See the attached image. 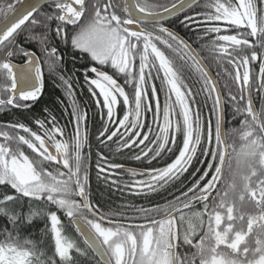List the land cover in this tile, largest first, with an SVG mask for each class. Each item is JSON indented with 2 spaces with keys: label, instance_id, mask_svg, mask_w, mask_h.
Wrapping results in <instances>:
<instances>
[{
  "label": "snow or ice",
  "instance_id": "obj_1",
  "mask_svg": "<svg viewBox=\"0 0 264 264\" xmlns=\"http://www.w3.org/2000/svg\"><path fill=\"white\" fill-rule=\"evenodd\" d=\"M49 3L51 11L39 13V19L34 15L38 0L0 3V93L8 94L0 96V110L30 109L43 87L42 64L58 75L71 102L64 126L51 114L34 119L35 130L21 121L0 125L14 133L0 131V187L5 190L0 216L10 225L0 229V264H73L72 250L85 256L86 250L65 235L58 212L99 257L97 264H264V0H209L205 8L214 11L180 21L185 27L204 25L200 39L215 34L204 47L235 70L227 74L236 91L227 83L222 90L199 52L164 24L191 9L193 0ZM26 22L41 29H30L27 39L40 44L43 61L17 42ZM53 32L88 57L84 81L99 109L98 145L115 144L116 153L134 151L132 159L150 165L164 161L159 167L125 169L97 152L98 179L147 196L180 183L194 160L206 165L192 174L190 187L164 205L127 206L140 223L126 222L119 212L103 213L91 200L90 152L83 153L90 148L89 115L76 101L71 78L57 73L62 57L57 46H50ZM14 57L23 63H14ZM190 74L198 77L191 83ZM225 100L244 117L239 129L225 131ZM208 101L211 119L203 115ZM229 134H238L239 147L228 142ZM121 172L132 179L125 181ZM32 202L51 207L45 211ZM40 216L46 220L42 231L51 240L50 256L43 241L24 235Z\"/></svg>",
  "mask_w": 264,
  "mask_h": 264
},
{
  "label": "trees",
  "instance_id": "obj_2",
  "mask_svg": "<svg viewBox=\"0 0 264 264\" xmlns=\"http://www.w3.org/2000/svg\"><path fill=\"white\" fill-rule=\"evenodd\" d=\"M2 1V0H0ZM13 0H9L8 3H11ZM15 2V1H14ZM13 2V3H14ZM161 2H167V0H161ZM209 3V0H202L199 4H197L192 10L181 15L178 18L168 22L166 27L170 28L172 31L176 32L181 38H183L186 42H188L193 49L199 52L200 56L204 59V65L211 74L214 76L215 80L218 82V86L224 90L225 83L229 84L232 87L233 91H236V86L228 76L227 72H232L234 75V69L231 68L230 65L227 64V60L224 57L219 56L218 53L211 52L208 48L204 47L210 43V40L215 37V34H210L206 39H200L199 37L203 36V27L204 25L194 24L188 27H185L183 24L180 23L184 19V16H193L199 12H206V11H214L213 9L205 8V5ZM52 9L51 7H46L45 10ZM43 11V10H42ZM46 12V11H45ZM43 12V13H45ZM50 12V11H47ZM40 13V12H39ZM37 18L39 19L40 16L38 15ZM54 24L52 28L54 29ZM218 26L222 28L225 26L223 22H220ZM39 32L41 29H32L30 23L26 22L25 26H23V31L17 36V42L26 49H30L38 56H40L41 61L44 60L43 53L41 51V46L39 43L34 42L32 40H28L27 37L29 35V30ZM221 35L225 34H234L232 32H224L220 33ZM51 35V45L50 46H57L58 51L61 54L62 61L65 58V53L61 49L62 42L55 38L54 32ZM169 56L172 53L167 52ZM14 61L22 60L20 57H14ZM84 60H87L85 58ZM71 63L68 59L67 64ZM66 67L69 72H65L60 69V66L57 69L58 74L64 75L66 78L70 77L71 82L74 89V95L76 97L77 103H80L82 106H86L89 115V125L88 131L90 134V148L85 146L83 149V153L85 156L89 155L90 152V160L88 161L89 167V191L92 202L98 206L101 212L103 213H122L123 215L128 217L126 222H133V223H140L142 222L136 213L134 212L133 208H148L154 205H164L168 200H171L174 195H179L181 190H186L185 185L191 186V182H194L192 173H194L193 169L190 167L189 171L185 174L182 178L180 183L173 184L168 186L166 189H161L157 193L149 194L145 196L144 194H136L132 191H129L127 188H124L123 184L120 188H117L111 184V180H106L103 178H97V152H101L107 159L111 160L114 163H120L123 165L128 164L127 159H129V154L131 151L123 150L120 153H116L114 151L116 145L113 144L110 148H101L95 137L97 135L96 129L100 126L98 118V114L95 111V106L91 104V96L87 93H79L78 88V81L74 79L72 64H69V67ZM74 67V66H73ZM43 73H44V80H43V87L41 90L40 96L37 98L35 102H29L31 107L29 110L23 109H15L9 108L7 110H0V125H7L14 121H21L27 123L29 126H32L35 130V126L33 125L34 119H47L49 114L54 115L57 118L60 126H64L69 122V111L71 110L70 100L66 97L65 89L61 84V81L58 78L57 74H50L47 70V67L42 64ZM227 70V71H226ZM256 70L258 71V65L256 66ZM198 77L190 74V83L195 81ZM0 83H4L3 79H0ZM159 82H157L158 84ZM199 87V84L196 85ZM225 91V96H226ZM7 93H0L2 98H7ZM256 94L254 93V96ZM201 105L204 103V97H198ZM255 107L259 109L261 107V102L257 97L255 102ZM210 108H211V101H208V106L203 109V115L206 119H211L210 116ZM47 109V111H45ZM224 118L225 124L224 128L225 131L228 132L230 129L240 128L241 120L244 119L242 115H238L234 113L232 106L225 100L224 103ZM0 131H8L10 134H14L10 128L2 127ZM69 133L72 131V126L69 125L68 130ZM23 134V133H21ZM59 138V137H58ZM229 143H235L237 147H239L240 141L238 134H229L227 136ZM3 138L0 137V141ZM231 151V150H230ZM26 154H30V150L26 151ZM204 158V157H203ZM207 158V157H206ZM143 166L139 168L145 169L148 166L151 167H159L162 166L164 161L163 159L152 162L151 165L149 161L143 160ZM130 165V164H128ZM107 167V165H105ZM110 171V170H109ZM106 172L104 175H107ZM120 175L123 177L125 181H129L132 178L127 174V172H121ZM115 178V177H113ZM139 177H137L138 179ZM198 178V177H197ZM5 191L2 187H0V192ZM25 205L28 204L27 199L24 201ZM32 206L34 208L43 209L45 211L50 208V205L45 204L44 202H32ZM127 206H133V208H129ZM199 207V206H198ZM27 211V207L24 209ZM58 215L62 219V223L65 224V235L68 236L71 240L75 241L77 246L81 249L86 250L85 256H80L72 250L73 256V264H97L98 259L96 256L91 252L90 249H86L85 244L83 243V239L75 231V227L68 222V218L64 216L63 212H58ZM46 220L45 217L40 216L36 218L33 222V226L24 233V235H28L31 233V238L38 241H43L44 244L47 246V255H52V246L50 238L45 239L44 232L42 231L45 228ZM5 227H10L7 224V219L4 216H0V229ZM181 253L190 252L188 248H180L178 249Z\"/></svg>",
  "mask_w": 264,
  "mask_h": 264
},
{
  "label": "flooded vegetation",
  "instance_id": "obj_3",
  "mask_svg": "<svg viewBox=\"0 0 264 264\" xmlns=\"http://www.w3.org/2000/svg\"><path fill=\"white\" fill-rule=\"evenodd\" d=\"M8 1L9 0H2V1H0V3L6 4V3H8ZM14 1L15 0H13L11 3H13ZM195 6H193L190 10H192ZM46 7H51L52 8V5L50 3H48V4L44 5V6H42L38 10V12L36 14H34L36 16V18L39 15V12L43 13L45 11L46 12L47 11H51V9L45 10ZM190 10L186 11L185 13L189 12ZM185 13H183L181 15H184ZM181 15H179V16H177L175 18H178ZM175 18L164 22L165 26H166V24L168 22L174 20ZM69 27H71V26H69ZM54 28H55V24H54ZM61 42H62V45H63L61 49L64 51L66 56H65L64 60L62 61V64L60 65V69L63 70L64 72H69V70H67L66 67H65V65H66V63H67V61L69 59V61L71 62L69 64H72L74 66V67L72 66L73 74H74L73 76H74V79H76V81H78L79 93H87V94L90 95V93L88 91V85L84 81V70H85V67L88 66V64H89V60H88L87 55L79 52L78 50L73 49L70 44H65L63 41H61ZM85 58H87V60H84ZM13 62L14 63H23V59L19 60V61H14L13 60ZM69 64H67L66 66L69 67L70 66ZM91 104H92V106H95L93 98L91 100ZM95 111H96L97 114L99 113V109L96 108V106H95ZM98 118H99V114H98ZM134 154H136L134 151L130 152L129 159H127V163L130 164V165L126 164L124 166L143 170V168H139V167L143 166V163H145V162L143 160L137 161V160L132 159V156ZM204 159H207V158L206 157L203 158V156L200 157V160H204ZM205 167H206L205 164H202V163H200V162H198L196 160H194L193 165L191 166V168L193 169L194 172H196L197 169H203Z\"/></svg>",
  "mask_w": 264,
  "mask_h": 264
},
{
  "label": "water",
  "instance_id": "obj_4",
  "mask_svg": "<svg viewBox=\"0 0 264 264\" xmlns=\"http://www.w3.org/2000/svg\"><path fill=\"white\" fill-rule=\"evenodd\" d=\"M201 0H193V6H195L196 4H198L199 2H200ZM24 2L25 3H36L37 2V0H24ZM38 3L40 4V7H39V9L42 7V6H44V5H46V4H48L49 3V0H38ZM20 5H17V7H19ZM192 6V7H193ZM188 10H190V9H185V11H184V13L186 12V11H188ZM179 15H181V14H179ZM178 15V16H179ZM173 18H175V17H168V18H166L165 19V21L164 22H166V21H168V20H171V19H173ZM208 70V69H207ZM209 71V70H208ZM210 73V72H209ZM211 74V73H210ZM211 76H212V74H211ZM212 78L213 79H215L213 76H212ZM125 167V169H127V168H130V167H126V166H124ZM137 170H141V169H137ZM79 234V233H78ZM80 235V234H79ZM81 236V235H80ZM81 238L83 239V237L81 236ZM92 252V251H91ZM93 253V252H92ZM94 255H95V253H93ZM96 256V255H95ZM96 258L99 260V257L98 256H96Z\"/></svg>",
  "mask_w": 264,
  "mask_h": 264
},
{
  "label": "bare ground",
  "instance_id": "obj_5",
  "mask_svg": "<svg viewBox=\"0 0 264 264\" xmlns=\"http://www.w3.org/2000/svg\"><path fill=\"white\" fill-rule=\"evenodd\" d=\"M63 73H64L65 76H68V75L65 74V72H63Z\"/></svg>",
  "mask_w": 264,
  "mask_h": 264
}]
</instances>
